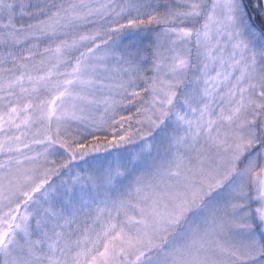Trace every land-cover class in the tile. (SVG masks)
<instances>
[{"label": "snow or ice", "instance_id": "6c2138e0", "mask_svg": "<svg viewBox=\"0 0 264 264\" xmlns=\"http://www.w3.org/2000/svg\"><path fill=\"white\" fill-rule=\"evenodd\" d=\"M0 264H264V0H0Z\"/></svg>", "mask_w": 264, "mask_h": 264}]
</instances>
